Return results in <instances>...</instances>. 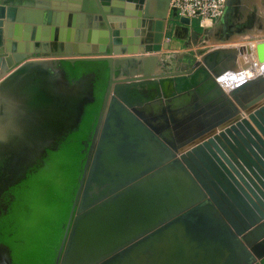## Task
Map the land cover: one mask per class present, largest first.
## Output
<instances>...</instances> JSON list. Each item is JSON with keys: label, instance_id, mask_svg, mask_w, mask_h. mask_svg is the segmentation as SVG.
<instances>
[{"label": "water", "instance_id": "water-1", "mask_svg": "<svg viewBox=\"0 0 264 264\" xmlns=\"http://www.w3.org/2000/svg\"><path fill=\"white\" fill-rule=\"evenodd\" d=\"M97 1L105 49L86 53L71 43V20L64 43L59 21L42 36L54 47L8 61L14 45L3 34L11 13L0 0V196L59 149L93 102V75L71 84L51 67L106 62L107 90L55 264H264V193L251 201L236 183L239 193L227 183L229 191L215 177L217 169L225 175L221 160L207 159L203 147L241 112L264 104V70L222 85L228 76L255 74L245 58L251 51L264 65V41L213 49L185 66L180 56L167 71L172 44L198 43L195 23L178 17L171 0ZM92 2L69 0L85 11ZM146 4L154 10L143 15ZM0 264H14L4 244Z\"/></svg>", "mask_w": 264, "mask_h": 264}, {"label": "trees", "instance_id": "trees-1", "mask_svg": "<svg viewBox=\"0 0 264 264\" xmlns=\"http://www.w3.org/2000/svg\"><path fill=\"white\" fill-rule=\"evenodd\" d=\"M68 81L93 75V102L79 128L31 168L26 178L0 200V244L8 246L14 264H55L87 158L86 144L95 130L108 86L106 62H64Z\"/></svg>", "mask_w": 264, "mask_h": 264}, {"label": "crops", "instance_id": "crops-1", "mask_svg": "<svg viewBox=\"0 0 264 264\" xmlns=\"http://www.w3.org/2000/svg\"><path fill=\"white\" fill-rule=\"evenodd\" d=\"M92 1L93 6L90 4L88 10L85 11L81 6L73 5L70 7L69 0H5V7L11 15L10 20H5L4 43L14 45L12 54H9L8 61L12 60L13 56L15 58L37 56L42 50V45H52L54 47L53 43L48 44L45 42L42 36H45L44 34L47 32H51V26L58 24L59 21L61 23L56 29L58 31L59 29H63L62 39L64 43L66 42L67 31L71 29V20V24L75 28V34L71 43H78L79 49L81 51L84 50L86 53H94L105 49L103 41L106 33L100 30L103 23L100 24L98 19L99 13L102 10L100 6L101 2L99 3L97 0ZM113 7H111V11ZM153 8L154 5L152 7L146 4L143 7L142 14L144 15L146 9L152 12ZM109 16L111 24H115L117 18L113 17L110 12ZM134 23V20H130L126 25H134ZM118 24L122 25L123 23L119 22ZM64 43H62L63 47ZM8 53L10 52L8 51Z\"/></svg>", "mask_w": 264, "mask_h": 264}, {"label": "bare ground", "instance_id": "bare-ground-1", "mask_svg": "<svg viewBox=\"0 0 264 264\" xmlns=\"http://www.w3.org/2000/svg\"><path fill=\"white\" fill-rule=\"evenodd\" d=\"M210 24L208 23V25ZM245 58L253 62L255 74L246 70L239 76H228L222 82L226 88H232L235 83L252 78L256 74H262L264 65H258L257 56L256 59L252 55H247ZM241 115L242 117L228 130L216 132L219 138L209 142L208 145H203V147L210 151L206 155L207 159L214 160L215 164L216 161L221 160L220 165L227 172L225 175L222 172L218 174L217 169L215 173L218 178L215 176L216 179L224 182L229 191L232 189L227 183H230L234 191L238 193L241 189L252 201L253 197L257 198L258 191L264 193V187H262L264 186V104L253 112H241ZM235 183L240 189L235 187Z\"/></svg>", "mask_w": 264, "mask_h": 264}, {"label": "rangeland", "instance_id": "rangeland-1", "mask_svg": "<svg viewBox=\"0 0 264 264\" xmlns=\"http://www.w3.org/2000/svg\"><path fill=\"white\" fill-rule=\"evenodd\" d=\"M195 30L199 33L197 44L190 39L172 44L165 58L167 71L176 69L180 56V66H185L187 60L193 58L198 62L206 52L217 48L249 45L254 49L256 44L264 41V0H231L227 13L219 22L214 23L210 31L201 29L197 22ZM250 55L256 59V55Z\"/></svg>", "mask_w": 264, "mask_h": 264}, {"label": "built area", "instance_id": "built-area-1", "mask_svg": "<svg viewBox=\"0 0 264 264\" xmlns=\"http://www.w3.org/2000/svg\"><path fill=\"white\" fill-rule=\"evenodd\" d=\"M227 3L228 0H171V9L176 11L178 17L189 18L206 31L221 20Z\"/></svg>", "mask_w": 264, "mask_h": 264}, {"label": "flooded vegetation", "instance_id": "flooded-vegetation-1", "mask_svg": "<svg viewBox=\"0 0 264 264\" xmlns=\"http://www.w3.org/2000/svg\"><path fill=\"white\" fill-rule=\"evenodd\" d=\"M51 69H52V70H51ZM51 69H50V70L52 71L51 74H52V73H53V74H56L57 72H60V71H61V72H62V75H63V78L66 79V80H68V79H67V73H66L65 70L63 69V64H62V67H60V66H58V67L52 66ZM40 160H42V159H40ZM38 161H39V160H38ZM38 161H37V162H38ZM36 164H37V163H36ZM32 168H33V167H32ZM30 169H31V168H30ZM30 169H29V170H30ZM29 170H28V171H29ZM28 171H27V173H28ZM26 176H27V174H26ZM22 181H23V180H22ZM22 181H21V182H22ZM21 182H20V183H21ZM20 183H19V184H20ZM19 184H18V185H19ZM15 186H16V185H15ZM13 187H14V186H13ZM9 189H10V188H9ZM0 197H1V196H0ZM6 208H7V205H6L4 202L2 203V201L0 200V212H1V209H6Z\"/></svg>", "mask_w": 264, "mask_h": 264}]
</instances>
